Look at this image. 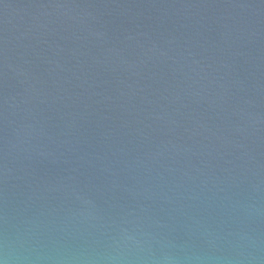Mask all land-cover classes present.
<instances>
[{
    "label": "water",
    "instance_id": "95a60500",
    "mask_svg": "<svg viewBox=\"0 0 264 264\" xmlns=\"http://www.w3.org/2000/svg\"><path fill=\"white\" fill-rule=\"evenodd\" d=\"M0 264H264V0H0Z\"/></svg>",
    "mask_w": 264,
    "mask_h": 264
}]
</instances>
